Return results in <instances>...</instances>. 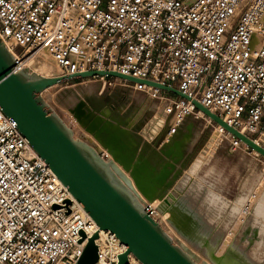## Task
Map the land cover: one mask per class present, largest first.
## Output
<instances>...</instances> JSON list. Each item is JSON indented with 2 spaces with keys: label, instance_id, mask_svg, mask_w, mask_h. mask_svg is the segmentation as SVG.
<instances>
[{
  "label": "built area",
  "instance_id": "obj_1",
  "mask_svg": "<svg viewBox=\"0 0 264 264\" xmlns=\"http://www.w3.org/2000/svg\"><path fill=\"white\" fill-rule=\"evenodd\" d=\"M0 42L17 69L41 50L57 75L116 71L175 88L264 148V0H0ZM86 80L151 93L159 104L154 121L168 135L197 117L191 100L156 87L110 76ZM134 196L157 221L155 207ZM95 232V264H118L126 247L98 229L0 109V264H76ZM127 264L140 262L129 254Z\"/></svg>",
  "mask_w": 264,
  "mask_h": 264
},
{
  "label": "water",
  "instance_id": "obj_2",
  "mask_svg": "<svg viewBox=\"0 0 264 264\" xmlns=\"http://www.w3.org/2000/svg\"><path fill=\"white\" fill-rule=\"evenodd\" d=\"M94 75L143 83L191 100L199 112L263 158L264 148L198 101L175 88L116 71L99 70L79 72L71 76L46 77L26 69H17L13 55L0 42L2 113L16 122L18 131L27 139L32 150L48 164L74 200L82 205L83 210L96 223L98 229L114 233L126 247L118 257V264H127L129 254L140 264H198L145 212L134 196L131 184L133 181L137 190L150 202L154 199H164L168 195L167 190L181 173L179 164L184 155L183 148L191 137L194 124L187 122L184 126L185 132H181L179 127L178 133L170 135L169 139L156 149L148 142L142 141L138 135H133L129 130L131 126L124 124L121 117H110L102 110L88 107L81 100L70 112L111 156V159L106 161L94 147L75 139L72 129L41 96L44 90L56 84L74 79H87ZM118 166L128 174L131 181ZM250 215L251 213L240 224V233L235 232L233 239L236 240L240 235L238 241L243 243V238H247L249 251L258 238V233H252L249 237V232L243 229ZM83 238L82 235L79 242ZM97 238L98 232H95L87 240L76 264L97 262ZM208 255L212 264H252L228 248L221 256H216L213 250H210ZM258 263L262 264L261 261Z\"/></svg>",
  "mask_w": 264,
  "mask_h": 264
},
{
  "label": "rangeland",
  "instance_id": "obj_3",
  "mask_svg": "<svg viewBox=\"0 0 264 264\" xmlns=\"http://www.w3.org/2000/svg\"><path fill=\"white\" fill-rule=\"evenodd\" d=\"M40 57H43V55L40 54ZM30 72L32 71L30 70ZM51 75L57 76V68ZM41 96L49 107L72 129L75 139L86 142L96 148L98 152L103 149L97 144L98 142L92 135L87 133L75 120L73 114L70 112V109L79 101H85L88 107L102 110L110 117H121L124 119L127 117L132 118L131 116L135 109L138 108L139 103L144 101L143 107L148 110L144 112L145 115L142 121L147 120L151 115L153 116L159 108L158 102L152 98L151 93L123 90L119 87L109 88L103 82L86 79H74L62 84H56L44 90ZM196 115V118L189 117L180 126V131L185 132L184 126L187 122L194 124L191 137L183 148L184 155L179 164L181 173L167 192L168 194L176 192L174 194L176 198L191 196L192 205L203 212L211 224L209 232L223 231L221 238L224 241L226 240V243L221 244L222 250L220 249V253H223L227 245L233 241L235 232L240 233V224L237 222L240 209L237 211L233 209L237 198L246 197V200H248L251 194L254 193L255 197H257L253 199L255 202L264 191V182H262L264 180V160L261 156H256L254 152H250V149H246L243 143L238 144L237 147H233L230 134L221 130L217 124L208 120L207 116L198 110L196 111ZM142 128L143 123L139 121L134 123L129 130L133 135H138L142 141L148 142L153 147H156V149L162 146L165 137L170 136L165 132H157L150 139L149 133L146 131L144 133ZM206 142L208 144L202 153L203 159L198 170L194 174L186 176L183 171L202 152ZM122 172L130 180L128 174L123 170ZM118 177L124 182L120 176ZM197 184L207 189L209 191L208 195H204V197L193 195L191 190ZM256 192H258V195ZM139 195L141 196L140 193ZM150 203L155 207V201ZM238 208H241V206ZM155 216L156 220H161L160 225L172 237L175 244L188 252L198 264H209L204 256L200 254L198 257V251L166 225L163 219L160 218L156 208ZM234 226H236L235 229ZM257 226L261 231L260 237L263 238L264 220L257 221ZM239 236L236 237V241H238ZM260 245L259 242H256L254 246L250 247V253L257 258L261 255V252L259 253Z\"/></svg>",
  "mask_w": 264,
  "mask_h": 264
},
{
  "label": "bare ground",
  "instance_id": "obj_4",
  "mask_svg": "<svg viewBox=\"0 0 264 264\" xmlns=\"http://www.w3.org/2000/svg\"><path fill=\"white\" fill-rule=\"evenodd\" d=\"M40 54L43 55V57L39 58ZM19 66H20V69L25 68V69L31 70L32 72H35L39 75H43L46 77L54 76V75H51V73L56 69L53 61L48 57L46 53H44L41 50L37 52L34 51L32 54L24 56L20 60ZM143 103L145 102L142 101L141 103H139L138 108L135 109V111L133 112L131 116L132 118L127 117L125 119L122 118V120L124 121V124H126L127 126H132L134 125V123L141 121L143 123L142 131L144 133L145 131L149 133V135L151 136L150 137L151 139L153 135L157 133V130H158L157 125L154 121L155 114H153V116L151 115L147 120L142 121V118L145 115L144 112L148 110L147 108L144 109ZM207 118L208 120H210L208 116ZM217 125L219 126L221 130L225 131L222 128V126H220L219 124ZM225 132L230 134L228 131H225ZM168 139L169 137H165L163 141L166 142ZM97 144L100 145L99 143ZM207 144L208 142H206V144L204 145L202 152H200L198 156L192 160V162L189 164L187 169L183 171L184 174H186V176L194 174L198 170L201 164V161L203 159L202 153L206 149ZM100 147L106 152V150L101 145ZM109 157L111 159L110 155ZM262 182H264V180ZM131 184L134 189L133 191L140 193L135 187L133 181H131ZM191 193L198 197H204V195H208L209 191L207 189L202 188L200 185L197 184L196 187L192 188ZM256 193L258 195V192ZM174 194H176V192H173V193L171 192L170 194L166 195L164 199H161V200L154 199L153 200L156 202L155 208L157 209L160 215V218L163 219V221L166 223L168 227L171 228V230L177 233L184 241H187L196 251H198L199 253V255H197L198 257L201 254L202 256L205 257V259H207L209 264H212L208 259L209 258L208 254L210 250H213L216 256H221V254H223V253H220L222 250L221 244L226 243V240L224 241L221 238V234L223 233V231L219 230L217 232L210 233L209 229H210L211 224L206 219L205 214L201 212L196 206L192 205L193 203L191 200V196H187V197L181 196L180 198L178 197L176 198ZM141 196L143 197L144 200H147L142 194ZM254 198H257V197H254ZM246 199H247L246 197L245 198L238 197L233 209L236 211L238 209H241L238 207L239 206L242 207L244 205V201H247ZM78 204L81 205L80 203ZM250 211H251L250 218L248 222L243 225V229L249 232V235H248L249 237L252 235V233L259 232L257 221L264 220V191L262 192V195L260 196V198H258L255 202L252 203V207ZM160 221L157 220L159 225L161 223ZM235 228L236 226H234V229ZM228 237H229V234H228ZM243 240H244L243 243H241L240 241H236V240L232 241L230 244L227 245L226 249L228 248L232 250L238 256H241L244 259H247L252 264H259L258 263L259 261L256 260L253 257V255L250 253V251L248 250V247L246 245L248 241L247 238H243ZM227 243H228V239H227ZM226 249H224V251ZM58 264H64V263L60 262Z\"/></svg>",
  "mask_w": 264,
  "mask_h": 264
},
{
  "label": "crops",
  "instance_id": "obj_5",
  "mask_svg": "<svg viewBox=\"0 0 264 264\" xmlns=\"http://www.w3.org/2000/svg\"><path fill=\"white\" fill-rule=\"evenodd\" d=\"M189 119V118H188ZM158 133H163L164 131H163V129H161V130H158L157 131ZM254 202V201H253ZM252 202V203H253ZM264 227V226H263ZM258 230H259V228H258ZM263 231H264V228H263ZM260 233H261V231L259 230V232H258V238L253 242V244H252V246H254L255 244H256V242H259L261 245H260V250H259V253L261 252V255H260V257L259 258H257V257H255L256 259H258L259 261H261V263L262 264H264V234L262 235L263 236V238H261L260 237ZM258 253V254H259Z\"/></svg>",
  "mask_w": 264,
  "mask_h": 264
},
{
  "label": "flooded vegetation",
  "instance_id": "obj_6",
  "mask_svg": "<svg viewBox=\"0 0 264 264\" xmlns=\"http://www.w3.org/2000/svg\"><path fill=\"white\" fill-rule=\"evenodd\" d=\"M175 133H177V132H175Z\"/></svg>",
  "mask_w": 264,
  "mask_h": 264
},
{
  "label": "snow or ice",
  "instance_id": "obj_7",
  "mask_svg": "<svg viewBox=\"0 0 264 264\" xmlns=\"http://www.w3.org/2000/svg\"><path fill=\"white\" fill-rule=\"evenodd\" d=\"M249 243H251V242H249Z\"/></svg>",
  "mask_w": 264,
  "mask_h": 264
}]
</instances>
